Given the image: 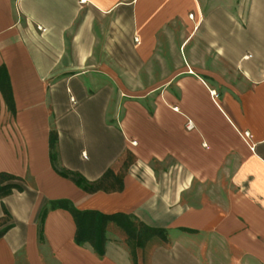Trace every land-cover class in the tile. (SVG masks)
Masks as SVG:
<instances>
[{
    "label": "crops",
    "instance_id": "obj_1",
    "mask_svg": "<svg viewBox=\"0 0 264 264\" xmlns=\"http://www.w3.org/2000/svg\"><path fill=\"white\" fill-rule=\"evenodd\" d=\"M178 20V62L150 80ZM1 65L17 112L0 93V171L26 184L0 196V264H46L45 248L59 264H131L112 239L104 256L77 244L66 208L49 210L42 241L41 210L62 197L210 232L264 264V0H0ZM52 129L61 165L90 180L132 154L123 186L86 191L58 173ZM187 239L153 247L150 264H204L205 241Z\"/></svg>",
    "mask_w": 264,
    "mask_h": 264
},
{
    "label": "trees",
    "instance_id": "obj_2",
    "mask_svg": "<svg viewBox=\"0 0 264 264\" xmlns=\"http://www.w3.org/2000/svg\"><path fill=\"white\" fill-rule=\"evenodd\" d=\"M0 93L3 97L8 111L14 115L17 112L15 109L12 88L9 81V76L4 65L0 66ZM58 137L56 130L52 129L50 133V156L53 167L63 176L72 178L76 184L86 191H95L101 188L103 180L109 175L114 174L113 169H109L102 178L98 180H90L78 170L62 166L59 160L57 150ZM25 178L7 171H0V196L9 193L13 189H24ZM123 184L120 185L121 188ZM68 209L76 222L75 242L83 245L89 242L99 256H104L106 252V244L109 240L107 236L108 225L111 222L121 226L129 236L140 235L142 232L148 234H166L168 229L162 226L150 225L138 218L135 214L122 211L104 212L94 208H80L69 197L50 199L42 208L40 213L39 236L42 241L45 240L44 224L46 216L50 209L54 208ZM3 216H9L10 212L2 204ZM12 225L8 222L0 228V236ZM134 235V236H135ZM139 240V244H140Z\"/></svg>",
    "mask_w": 264,
    "mask_h": 264
},
{
    "label": "rangeland",
    "instance_id": "obj_3",
    "mask_svg": "<svg viewBox=\"0 0 264 264\" xmlns=\"http://www.w3.org/2000/svg\"><path fill=\"white\" fill-rule=\"evenodd\" d=\"M228 0H202V8L204 11L224 3ZM186 32L185 26L181 20H178L170 24L163 32L164 43L166 48L164 50V62H159L155 66H152L151 70L148 71V79H164L172 72V69L178 62V55L174 49V43L182 41L181 37ZM178 37V38H176ZM178 39V41H176ZM200 52L203 51L200 49ZM134 160L133 155L126 154L120 162L116 164L115 173L109 174L102 182V186L105 189L119 188L122 184V174L126 171L129 164ZM26 180L24 182V186ZM11 222V217L1 216L0 217V228L5 224ZM168 229V228H167ZM135 235V234H134ZM129 236L126 231L114 222L108 225L107 236L112 239L111 243L120 244L121 246L129 247L131 250V264H150V252L153 247L157 245H167L171 246L172 241L178 239L182 241H188L187 236H193V238H198L200 241H205L207 248L202 251L204 254V264H262L256 258L245 254L241 250L235 248L229 243L221 240L216 235L210 232H196L182 229L181 232H173L170 229L166 234H148L142 232L140 235ZM182 235V236H181ZM175 236V237H174ZM140 240V244H139ZM44 256L46 264H59L58 260L54 256L52 251H48L47 248L44 249ZM20 262H25V258L20 257Z\"/></svg>",
    "mask_w": 264,
    "mask_h": 264
}]
</instances>
